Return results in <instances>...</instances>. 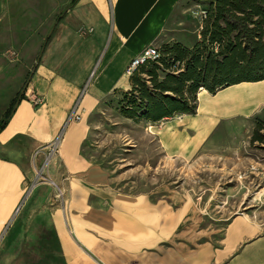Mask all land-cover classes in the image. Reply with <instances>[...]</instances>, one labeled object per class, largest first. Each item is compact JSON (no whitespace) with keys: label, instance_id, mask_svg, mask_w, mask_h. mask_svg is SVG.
<instances>
[{"label":"crops","instance_id":"1","mask_svg":"<svg viewBox=\"0 0 264 264\" xmlns=\"http://www.w3.org/2000/svg\"><path fill=\"white\" fill-rule=\"evenodd\" d=\"M211 1L0 0V121L28 81L0 130V264L16 258L1 250L10 239L6 231L24 221L38 227L40 210V226L52 244L40 257L59 264H264L260 220L235 213L215 235L204 223L211 204L203 194L165 185L126 192L82 152L90 114L113 92L130 88L131 60L150 44L192 47L202 23L190 10ZM93 69L80 100L82 118L64 128L60 153L48 169L64 188L57 204L51 202L52 186L34 183L43 159L34 152L62 130ZM32 92L43 97L42 104H32ZM257 115L264 116V79L215 93L201 89L194 114L144 127L165 157L191 161L217 132L224 141L242 138Z\"/></svg>","mask_w":264,"mask_h":264},{"label":"rangeland","instance_id":"2","mask_svg":"<svg viewBox=\"0 0 264 264\" xmlns=\"http://www.w3.org/2000/svg\"><path fill=\"white\" fill-rule=\"evenodd\" d=\"M121 98L122 91H115L100 102L88 118L82 144V152L109 171L114 185L131 193L158 185L191 188L211 204L204 223L215 235L221 232L223 219L235 213L264 223V140H253L255 132L264 136V129H258L263 115L250 120L242 138L224 141V133L217 132L214 143L202 148L194 160L174 161L147 135L143 120L120 113ZM51 202L60 203L53 197ZM44 214L36 212V228L24 221L14 232L6 231L4 236L10 239L1 250L16 253V258L5 259L8 264L60 263L40 257L52 246L40 226Z\"/></svg>","mask_w":264,"mask_h":264},{"label":"trees","instance_id":"3","mask_svg":"<svg viewBox=\"0 0 264 264\" xmlns=\"http://www.w3.org/2000/svg\"><path fill=\"white\" fill-rule=\"evenodd\" d=\"M192 47L174 42L157 47L130 74L122 90L120 113L158 122L177 114H194L197 94L210 93L243 81L264 79V0H214ZM24 91L18 94L21 98ZM0 121L5 126L13 107ZM263 121V120H262ZM258 129H264L262 122ZM262 134L253 140L263 142Z\"/></svg>","mask_w":264,"mask_h":264},{"label":"built area","instance_id":"4","mask_svg":"<svg viewBox=\"0 0 264 264\" xmlns=\"http://www.w3.org/2000/svg\"><path fill=\"white\" fill-rule=\"evenodd\" d=\"M190 13L194 18H196L201 23L207 16L206 8L202 7L201 5L194 6L190 10ZM89 31H91V29H89ZM11 54L13 55L14 53L11 52ZM158 54L159 53H158V49L156 46L151 45V44L146 46L140 52V54H138L131 60V62L129 63L126 69V73L129 75L139 64L143 63L145 59L156 58ZM94 73H95V70L93 69L90 72L89 78L86 84L84 85L79 98L76 100V102L73 104V106L69 110L62 130H60V132L54 138H52L49 142L40 146L34 152V155L39 152L43 153V159L35 171L34 183L35 184L36 183H46L52 186L54 190L53 198L60 203H63V200H64V188L62 185L58 184L57 182H55L53 179L50 178V176L48 175V169H49V166L53 158L58 156L60 153V144H61L64 128L71 122L80 121L82 118V114L84 110L80 106V100H81L82 95L86 92L89 81L93 77ZM29 100L32 102L33 105H39L43 103V97L37 94L36 92L31 93Z\"/></svg>","mask_w":264,"mask_h":264},{"label":"water","instance_id":"5","mask_svg":"<svg viewBox=\"0 0 264 264\" xmlns=\"http://www.w3.org/2000/svg\"><path fill=\"white\" fill-rule=\"evenodd\" d=\"M38 61H39V57L35 60V63H34V66H33V70H34L35 66L37 65ZM27 83H28V81H26V83L24 84V86H23V88L21 90V93L25 90V88L27 86ZM18 101H19V98L16 100L15 105L18 103Z\"/></svg>","mask_w":264,"mask_h":264}]
</instances>
